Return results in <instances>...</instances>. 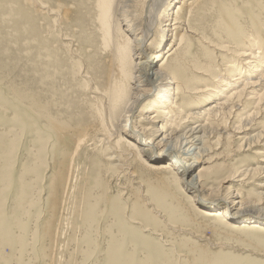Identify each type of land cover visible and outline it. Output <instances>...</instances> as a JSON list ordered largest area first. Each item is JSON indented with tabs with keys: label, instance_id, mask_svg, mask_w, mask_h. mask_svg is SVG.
Wrapping results in <instances>:
<instances>
[{
	"label": "rangeland",
	"instance_id": "1",
	"mask_svg": "<svg viewBox=\"0 0 264 264\" xmlns=\"http://www.w3.org/2000/svg\"><path fill=\"white\" fill-rule=\"evenodd\" d=\"M228 1L238 3L233 8L235 19L217 27L218 36L212 28L207 39L197 32L190 58L198 57L204 64L214 59L209 64L212 71L227 74V82L233 84L244 52L253 54L254 65L264 70V13L259 5H248V0ZM176 6L170 8L172 17ZM98 17L96 0H0V264H264V232L252 235L244 229L234 231L233 225H219L217 218L203 214L208 206L194 209L176 184L164 187L155 174L143 173L135 160L125 165L116 158L109 164L112 154L107 147L82 148L78 166L84 178L73 180L71 193L60 194L58 172L64 151L58 133L83 127L85 119L91 124L89 111L96 110L93 87L87 88L89 81L82 73L87 66L106 62ZM193 18L186 12L180 23ZM121 27L127 34V25L123 22ZM171 34L166 33L169 41L174 38ZM162 45L158 53L165 51L166 42ZM253 71L257 81L260 74ZM211 81L203 82L210 87ZM35 93L51 125L32 106ZM210 103H203L202 108ZM182 105L185 111L200 110L194 109L196 103ZM253 109L246 104L241 118ZM229 119L221 118L213 125L217 135L230 134L211 136L206 144L210 153L198 158L188 178L202 168L209 170L204 173L206 189L200 195L210 205L239 194L240 203L233 212L240 205L264 206L260 196L264 192V136L255 137L264 130V112L254 124L244 123L241 132L231 127L230 121L235 120ZM206 120L189 119L184 128ZM172 129L167 125L166 133ZM148 148L152 150L151 145ZM191 156L185 158L193 163ZM157 163V167L162 164ZM151 184L157 187L151 190ZM54 185L58 192H53ZM153 194L157 195L154 200ZM248 213L259 214L248 209L241 212L244 218ZM254 221H264V217ZM55 223L62 227L56 228Z\"/></svg>",
	"mask_w": 264,
	"mask_h": 264
},
{
	"label": "bare ground",
	"instance_id": "2",
	"mask_svg": "<svg viewBox=\"0 0 264 264\" xmlns=\"http://www.w3.org/2000/svg\"><path fill=\"white\" fill-rule=\"evenodd\" d=\"M259 1L264 0H248L247 4L259 5V9H262L264 13V2L259 4ZM96 4L99 10L98 21L104 38L101 49L106 62L87 66L89 68L83 69L86 71L82 73L83 78L89 81L87 88L93 87L91 92L96 100L94 101L96 110L89 111L92 123H88L85 119L81 128L75 127L74 130L57 132L64 151L62 167L58 172L60 173L59 182L62 184L60 194L66 196L71 193L75 182L73 180L84 175V171L78 166L81 149L85 146H87L85 149L89 146L92 149L107 147V151L109 149V153L112 154L107 158L109 164H112L111 162L116 158L125 165L128 161L135 160L136 163H134L138 164L143 173L155 174L164 187L170 188L173 183L176 184L188 198V204L194 209L204 204L208 206L209 209H205L203 214L213 220L217 218L219 225L225 228H231L230 226L233 225L234 231L244 229L248 234L253 233L252 235L264 232V221H254L264 217L262 203L240 205L238 210L233 212L232 208L240 203L237 201L239 197L237 194L231 198L227 197L220 204L210 205L200 195V192L206 189L203 186L206 182L204 173H209V170L202 168L195 176L188 178L196 169L198 158L204 159L210 153L206 144L211 136H229L228 131L224 134L219 132L217 135L215 128H212L216 122H220L219 119L226 120L227 117L230 118L229 120L234 119L235 122L230 121L231 127L241 132L244 123L254 124L264 112V70L259 69L258 64L254 65L253 54L248 52L241 54L245 63L241 64V70H238L237 75L231 80L235 84L227 82V74L225 77L212 71L209 64H214V59L209 64H204V61L198 57L190 58L192 55L190 45L195 34L200 31L201 35L207 39L208 35H212L208 28H212L213 33L218 36L217 27L235 19L233 8L237 9L238 3L228 0H213V2L211 0H96ZM175 4L177 9L172 17L170 8ZM209 11L212 15L207 17L205 14ZM186 12L190 16L193 15L194 20L192 22L184 20L180 23V17ZM123 22L128 27L127 34L121 27ZM226 26L229 30H234L232 25ZM259 28L263 26L260 25ZM178 30H181L180 36ZM166 33H172L171 37H174L172 41L168 40ZM163 39L167 46L163 53H158L157 51L164 44ZM209 50L215 52V50ZM233 70L234 68L230 70L229 76L233 75ZM253 70H257L260 74L257 81L253 79L256 74ZM209 80H212L210 87L203 82ZM232 85L234 88L230 89ZM258 86L261 90L257 92ZM214 99L217 101H212ZM208 100H211L210 105L202 108L203 103ZM32 103L35 111L39 112V117L42 116L48 120L47 124L51 125L50 118L41 113L42 106L37 93L33 94ZM182 103L187 106L196 103L194 109L200 110L194 113L185 111ZM246 104H251L254 109L249 116L242 119L241 112ZM138 117L139 122H137ZM195 117L207 118L206 123H196L195 126H188V129H185L184 126L188 120ZM164 120L163 126L158 127V124ZM178 121H181V124H178ZM236 122L238 126L235 127ZM167 125L173 128L168 134L166 133ZM261 136H264V130H260L255 137L259 140ZM148 145L152 146V150L148 148ZM164 147L171 149L164 152L156 149ZM189 153H192L190 160L193 163L185 158ZM157 161L162 162L158 167ZM255 173L259 174L257 171ZM149 187L154 190L157 185L151 184ZM54 188L53 192L58 190L55 185ZM151 196L154 200L157 195ZM260 196L264 199V192H261ZM247 209L261 215L248 213L249 216L245 218H249L246 221L241 212ZM134 219L137 218L134 217Z\"/></svg>",
	"mask_w": 264,
	"mask_h": 264
}]
</instances>
